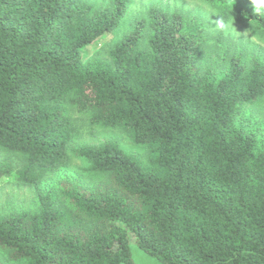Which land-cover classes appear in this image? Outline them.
Here are the masks:
<instances>
[{"label":"trees","instance_id":"obj_1","mask_svg":"<svg viewBox=\"0 0 264 264\" xmlns=\"http://www.w3.org/2000/svg\"><path fill=\"white\" fill-rule=\"evenodd\" d=\"M129 3L0 0V178L37 197L0 212V264H135L132 242L161 264H264V55L217 63L203 20L153 5L85 59ZM78 114L143 153L80 142Z\"/></svg>","mask_w":264,"mask_h":264},{"label":"rangeland","instance_id":"obj_2","mask_svg":"<svg viewBox=\"0 0 264 264\" xmlns=\"http://www.w3.org/2000/svg\"><path fill=\"white\" fill-rule=\"evenodd\" d=\"M96 5L105 4L108 0H90ZM150 6L165 8L169 11L181 12L185 15L196 16L205 23V49L206 54L217 63L233 52H244L247 57L259 53L264 55V33L252 28L250 24L237 14L240 8H254L250 0H145ZM133 0H130V4ZM230 7H225L229 5ZM133 20V19H132ZM132 20L126 22V16L120 29L108 33L99 40L83 49L84 58L91 57L108 58L107 49L115 40L128 30ZM218 20H223L226 27L218 30L216 25ZM253 116L257 119L264 118L262 106L249 107ZM77 121L81 129L80 142L96 143L103 140L117 142L122 148L135 153L142 154L143 148L133 145L128 136L116 130H105L100 127L91 126L87 117L78 114ZM77 141V143L79 142ZM0 154V161L3 160ZM83 167V160L73 159L71 167L73 169ZM37 197L34 189L29 185L19 184L9 176L0 178V212L32 210L36 207ZM132 258L135 264H161L154 257L139 249L133 242L130 244ZM9 264H21L20 262H10Z\"/></svg>","mask_w":264,"mask_h":264},{"label":"clouds","instance_id":"obj_3","mask_svg":"<svg viewBox=\"0 0 264 264\" xmlns=\"http://www.w3.org/2000/svg\"><path fill=\"white\" fill-rule=\"evenodd\" d=\"M250 2L255 6L254 10L258 14H264V0H250ZM225 7H230V4L225 5ZM149 10L150 5L145 0H133L127 10L126 22L139 17H146L149 14ZM216 27L218 30H224L226 25L223 20H218Z\"/></svg>","mask_w":264,"mask_h":264}]
</instances>
